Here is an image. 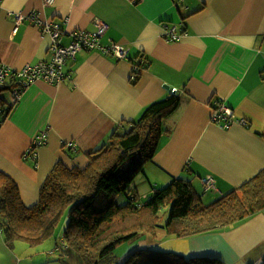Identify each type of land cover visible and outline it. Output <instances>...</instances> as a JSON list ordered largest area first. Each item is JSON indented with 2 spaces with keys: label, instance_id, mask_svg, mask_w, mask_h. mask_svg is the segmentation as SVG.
<instances>
[{
  "label": "crops",
  "instance_id": "crops-1",
  "mask_svg": "<svg viewBox=\"0 0 264 264\" xmlns=\"http://www.w3.org/2000/svg\"><path fill=\"white\" fill-rule=\"evenodd\" d=\"M0 6V63L18 70L51 61L53 40L29 18L17 24L8 10H35L59 23L65 46L76 30L94 33L100 22L108 25L100 39L106 48L79 52L67 67L71 79L35 81L18 99L12 91L3 95L15 108L0 129V170L17 182L25 204L39 201L55 163L66 158L64 147L87 154L107 145L112 132L123 134L169 90H180L183 105L172 134L145 164L149 184L180 178L211 203L264 168V0H0ZM173 28L181 40L169 39ZM116 44L126 49V60L109 53ZM142 59L137 81L133 63ZM217 101L239 121L229 128L212 122ZM43 133L37 162L25 159ZM208 175L215 188L206 192L201 178ZM159 233L137 239L136 247L225 264L264 261V209L186 238ZM134 248L122 246L120 262Z\"/></svg>",
  "mask_w": 264,
  "mask_h": 264
},
{
  "label": "trees",
  "instance_id": "trees-1",
  "mask_svg": "<svg viewBox=\"0 0 264 264\" xmlns=\"http://www.w3.org/2000/svg\"><path fill=\"white\" fill-rule=\"evenodd\" d=\"M78 53L75 58H67L57 65L56 72L65 73L63 81L71 79L67 67L76 62ZM137 62L133 63L136 71L133 74L138 75V81L146 64L143 59ZM17 87L11 78L0 85V129L15 108V105H8L3 95ZM179 92V89L169 90L164 98L146 106L128 131L112 132L107 145L95 151L85 154L65 145L68 149L64 147L62 151L66 158L57 160L35 204H25L17 182L0 170V211L8 217L12 240L27 237L42 242L67 215L69 222L63 236L66 245L60 247V259L73 256L78 264H119L114 253L120 250V245L140 239L145 233H157L162 227L169 236L186 238L219 226L233 225L263 210L264 168L236 190L208 204L202 202L191 182L180 178H172L167 186L153 190L143 203L117 204V196L128 195L135 177L144 173L143 168L159 149L162 137L172 134V117L183 105ZM220 104L217 101L212 106L217 110ZM166 118L172 121L168 127L163 126ZM167 203L172 204L170 216L161 224L158 212ZM122 264L225 263L217 258H187L176 252L147 247L130 254Z\"/></svg>",
  "mask_w": 264,
  "mask_h": 264
},
{
  "label": "built area",
  "instance_id": "built-area-1",
  "mask_svg": "<svg viewBox=\"0 0 264 264\" xmlns=\"http://www.w3.org/2000/svg\"><path fill=\"white\" fill-rule=\"evenodd\" d=\"M54 1L55 0H44V5H52ZM9 14L14 16L17 24L26 18L33 20L34 23L41 27L44 32L50 33L53 40L51 46L53 58L49 62L40 61L36 64L27 63L19 70L0 64V85H4L9 78L17 83L18 87L13 91L16 99H18L22 92L35 81L45 80L51 83L62 82L65 73L56 72L57 65L62 64L67 58H75L77 53L83 49L101 47L100 39L108 27L106 23L100 22L98 30L94 33H89L85 30H76L73 32L72 42L68 46H65L61 44V37L64 32L59 23H49L41 19L40 14L35 10L28 14L9 11ZM182 37V34H177L174 28L169 32V39L172 41H179ZM108 49L109 53H115L119 58L126 57V49L123 46L116 44L114 46H109ZM212 122L223 128H229L237 123L238 120L233 118L232 110H230L225 104H220L219 108L214 111ZM241 122H244V120H241ZM45 139V133L37 137L31 147L27 150L25 158L37 161L38 153L36 150H38V147L43 144ZM201 183L206 192L214 190L215 188V180L210 175L201 178Z\"/></svg>",
  "mask_w": 264,
  "mask_h": 264
},
{
  "label": "rangeland",
  "instance_id": "rangeland-1",
  "mask_svg": "<svg viewBox=\"0 0 264 264\" xmlns=\"http://www.w3.org/2000/svg\"><path fill=\"white\" fill-rule=\"evenodd\" d=\"M169 122L171 123L172 121L166 118L163 121V126L168 127ZM129 129L130 128L124 130L123 133L128 131ZM71 147L73 148L74 146L72 145ZM34 162L36 163L37 161ZM146 170L147 169H144V173H139L135 177V183L131 187V191L128 192V195L121 194L117 196L116 199L117 204L123 206L133 201L132 203L138 205L140 203H143L147 199V196L152 194L154 189L163 188L168 185L167 184L164 186L161 185L159 186L158 184H155L154 181H151V183H154V185L149 184L148 180L144 175ZM155 177L156 176H149V179L153 180ZM217 192L219 193V191ZM202 202L208 204L203 200ZM171 207L172 204L167 203L159 210L157 217L159 223L164 224L168 221ZM68 222H69L68 216L64 215L60 226L54 229L51 236L47 237L42 242L28 240L27 237L22 239L12 240V237L10 236V232H9L8 217L5 216L2 211H0V264H67V262L68 264H78L77 260H75L73 256H71L70 259L67 258L68 256H64L62 257V259H60L61 258L60 247L61 245L63 246L66 245L63 236H64V229L68 225ZM161 228H159L160 230L159 235L162 234L164 230ZM155 234L157 233L156 232L145 233V235H155ZM138 243L139 242H137V240L125 241L120 246L129 245L130 247H135L134 250H132L129 253L130 255L136 250L142 249L141 247H136ZM114 254L115 256H117L119 260L120 259L119 257H121L119 254V249H117ZM123 262H120L119 260V264H122Z\"/></svg>",
  "mask_w": 264,
  "mask_h": 264
},
{
  "label": "clouds",
  "instance_id": "clouds-1",
  "mask_svg": "<svg viewBox=\"0 0 264 264\" xmlns=\"http://www.w3.org/2000/svg\"><path fill=\"white\" fill-rule=\"evenodd\" d=\"M239 121V120H238Z\"/></svg>",
  "mask_w": 264,
  "mask_h": 264
}]
</instances>
